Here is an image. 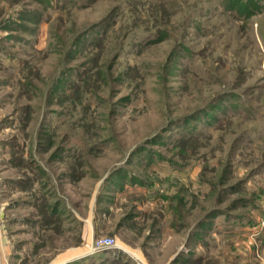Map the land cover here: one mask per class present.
<instances>
[{"label": "rangeland", "instance_id": "1", "mask_svg": "<svg viewBox=\"0 0 264 264\" xmlns=\"http://www.w3.org/2000/svg\"><path fill=\"white\" fill-rule=\"evenodd\" d=\"M257 4L0 0V264H264Z\"/></svg>", "mask_w": 264, "mask_h": 264}, {"label": "trees", "instance_id": "2", "mask_svg": "<svg viewBox=\"0 0 264 264\" xmlns=\"http://www.w3.org/2000/svg\"><path fill=\"white\" fill-rule=\"evenodd\" d=\"M229 2L232 4L230 6L238 7L239 9L236 8V11L242 12L243 16L250 17L258 12L257 0H229Z\"/></svg>", "mask_w": 264, "mask_h": 264}, {"label": "built area", "instance_id": "3", "mask_svg": "<svg viewBox=\"0 0 264 264\" xmlns=\"http://www.w3.org/2000/svg\"><path fill=\"white\" fill-rule=\"evenodd\" d=\"M262 226L264 227V219L261 220ZM117 242L111 237L100 238L94 241L92 245V252L103 251L107 249L116 248Z\"/></svg>", "mask_w": 264, "mask_h": 264}, {"label": "crops", "instance_id": "4", "mask_svg": "<svg viewBox=\"0 0 264 264\" xmlns=\"http://www.w3.org/2000/svg\"><path fill=\"white\" fill-rule=\"evenodd\" d=\"M89 252H90V251H89ZM89 252H88V253H89Z\"/></svg>", "mask_w": 264, "mask_h": 264}]
</instances>
